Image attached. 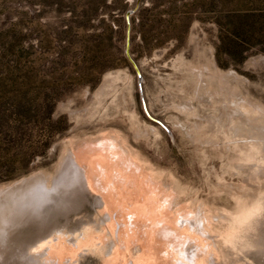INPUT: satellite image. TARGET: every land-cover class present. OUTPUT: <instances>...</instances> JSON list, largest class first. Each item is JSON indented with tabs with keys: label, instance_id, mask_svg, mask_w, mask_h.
<instances>
[{
	"label": "rangeland",
	"instance_id": "rangeland-1",
	"mask_svg": "<svg viewBox=\"0 0 264 264\" xmlns=\"http://www.w3.org/2000/svg\"><path fill=\"white\" fill-rule=\"evenodd\" d=\"M136 3L0 0V187L47 184L73 148L111 133L173 210L210 220L217 264H264V0H142L131 15L141 78L125 54ZM102 221L90 199L66 225L77 235ZM66 264L110 263L84 251Z\"/></svg>",
	"mask_w": 264,
	"mask_h": 264
},
{
	"label": "bare ground",
	"instance_id": "bare-ground-1",
	"mask_svg": "<svg viewBox=\"0 0 264 264\" xmlns=\"http://www.w3.org/2000/svg\"><path fill=\"white\" fill-rule=\"evenodd\" d=\"M111 135L73 148L63 173L47 184L23 192L13 190L17 183L0 187L8 191L0 219L4 249L14 245L16 231L23 232L18 258L10 250L0 258L7 264L13 257L18 264H66L96 251L110 264H217L221 251L209 235L210 220L199 219L193 207L173 210L174 197L159 177ZM90 199L109 221L75 235L66 223Z\"/></svg>",
	"mask_w": 264,
	"mask_h": 264
},
{
	"label": "water",
	"instance_id": "water-1",
	"mask_svg": "<svg viewBox=\"0 0 264 264\" xmlns=\"http://www.w3.org/2000/svg\"><path fill=\"white\" fill-rule=\"evenodd\" d=\"M141 2H142V0H137L135 7L133 9L127 11V13H126L127 30H126V49H125V54H126L128 60L132 63L133 67L136 69V72H137L139 78L142 77L141 71L139 69L138 64L133 59L132 54H131V29H132L131 15L139 9ZM143 105H144V110H145L146 114L152 118V116L150 115V113L147 109V106H146V103L144 102V100H143ZM157 121L160 122L159 120H157Z\"/></svg>",
	"mask_w": 264,
	"mask_h": 264
},
{
	"label": "trees",
	"instance_id": "trees-1",
	"mask_svg": "<svg viewBox=\"0 0 264 264\" xmlns=\"http://www.w3.org/2000/svg\"><path fill=\"white\" fill-rule=\"evenodd\" d=\"M127 30V27H126V29H125V31ZM126 33V32H125Z\"/></svg>",
	"mask_w": 264,
	"mask_h": 264
}]
</instances>
